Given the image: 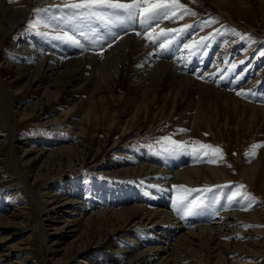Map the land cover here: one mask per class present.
<instances>
[{
	"label": "bare ground",
	"instance_id": "obj_1",
	"mask_svg": "<svg viewBox=\"0 0 264 264\" xmlns=\"http://www.w3.org/2000/svg\"><path fill=\"white\" fill-rule=\"evenodd\" d=\"M65 1L68 0H0V44L7 38L9 43L16 45L18 51L10 53L5 62L11 67L9 71L13 69L16 77H26L30 83L35 85L32 96V99L35 98L34 103H40L42 95L57 99L59 94L56 92L54 94L51 86L60 84L62 89L70 88L71 102L68 103L69 108L65 110V115L72 116L74 111L78 112L73 115L76 116V120H72L70 124L71 130L76 136L72 138L73 142L68 146L69 151H75L81 140L80 137L86 135L97 143L99 142V136L96 133L97 126H92L89 119L90 125L85 131L81 127L82 120L84 117L91 118L90 103L104 104L109 99L113 101L117 109L112 108L108 114H103V118L99 121V130L102 128L105 135L109 136L111 132L113 133L112 128L116 123L121 130L109 142L106 149L108 152L118 151L119 147L123 146L120 145L123 140L130 144L135 139H139L141 134H135V138L126 139L125 136L129 134L130 128L136 132L144 130L145 132L150 130L154 132L160 128L163 130L166 120H169V124L171 123L170 128L177 123L178 126H182V128L177 127L178 137L185 142L187 148H189L190 130L198 133L201 130L205 132L210 130L209 133L213 134L215 130L222 132L227 128L230 135H235V133L242 135L255 133L257 135V129L261 130V133L256 139H264V104L240 100L238 96H234L232 91L219 89V86L217 89V86L215 88L214 84L212 86V83L208 82L206 77L211 78L215 74L213 68L207 69L208 62L204 59L205 55L194 56L190 49L184 47L185 44L199 41L197 34L194 31H187L184 35L179 36L177 35L178 31L175 32L170 28L177 15L171 19L161 18L158 21L144 24L138 15L129 19L123 10L97 8V12L105 17L100 22L103 24V29L96 31L93 35L92 33L74 34L67 28L69 25H78L76 22L70 24L72 21L71 10L61 11L60 8L53 5L54 8L51 11L55 16L50 18L51 20L44 16L36 17L33 14L31 18L37 20L36 24L40 26L42 32L50 31L55 36V40L61 44L63 41L66 42L63 48L59 47L56 51H51L48 46H39L43 44L40 40L28 35L24 37L23 31H17L16 24L28 17L31 6L34 8L63 2L66 4ZM78 1L73 0L72 3ZM197 1L208 2V0ZM244 1L209 0L224 15H228V11L234 7L232 3L237 4L236 9L241 13L242 9L239 4ZM121 2L129 3L131 0H121ZM108 16L112 19H107ZM66 20H69L67 25H62ZM152 29H155V43L145 39V33ZM160 29H165L167 34L159 35ZM137 32H140L141 35H136ZM65 33L71 37V40L65 39ZM236 33L232 30L230 35L233 37ZM109 43L112 44L111 47H108ZM162 43L167 44V47L161 49L160 44ZM101 51L102 55L99 54ZM3 72L5 71L0 68V77ZM195 77L206 78L205 82L209 84L201 82L202 80L197 81L194 79ZM222 87L224 88V86ZM7 94V83H0V112L13 125L16 115L10 109V100ZM197 95H199L198 98ZM201 97L214 102L217 106L215 107L216 111L219 108L217 119L211 118L208 114L207 117L199 114L198 110H202L198 104L203 103L199 102ZM85 105L87 108L83 109ZM182 106L183 108H181ZM207 106L205 107L207 108ZM179 108L183 109V112H177ZM118 109L121 110L119 117H117ZM52 113H57V111L53 110ZM110 114H113L112 118H110ZM174 117L177 120L173 121ZM110 121H113V124L107 125ZM7 127L10 129L12 126L7 125ZM153 127L155 128L153 129ZM113 134L115 135V133ZM234 137V141L242 142V137L237 135ZM106 139L108 140V137ZM28 149L23 151L27 152ZM40 151L42 154L53 152L52 148L40 149ZM260 151L253 161L245 158L247 151L242 153L241 159L238 158L239 165L235 163L232 167L223 160H216V163H209L208 160L195 161L186 152H179V154L176 151L169 154L166 163L151 164L145 161L142 155L144 153L132 152H126L123 156L115 158H102L98 161L99 165L97 166L100 172L112 176L119 174L132 176L134 174L140 177L142 174L144 183H140L146 184L152 189L141 194L142 192L139 193L134 186L127 187L128 182H113L109 178H91L89 181L83 178H74L70 186L67 189L64 188L60 193L65 195V202L58 203L55 207L59 216L47 220L43 218L46 212L43 190L27 191L39 216L38 223L34 224V227L40 234V240L45 242L47 234L44 231V226L46 225L51 229L58 227L66 229L71 234L75 229L69 231L71 226L68 225L78 228L92 217L104 215L106 212L117 215L123 211H129L133 213V217L119 227V238L111 245L118 248L120 256H136L137 264H171L172 257L181 249L183 250L184 246L190 247L191 244H197L203 240L205 247L210 246L209 254H212L215 262L238 264L235 261H239L241 253H243L239 248L240 243L238 242L240 241L249 246L248 251L253 252V255L256 253L264 255V237L250 242V236L257 237L260 235V231H262L261 234H264V228H251L250 230L253 231L248 230L249 232L244 233L246 228H249L248 225H264V201L254 202L241 199L232 205L224 204L225 206L220 209L211 211L215 217L210 214L206 219H203V222L197 219L198 224L192 225L191 222L182 221V218L181 222L177 220L179 217H175L176 212H172L174 208L166 209L169 202H174V198L171 200L161 196H169V188L177 180L186 181L192 185L201 182H223L232 179L230 176L235 171L238 172L239 180L242 179L246 183L256 186L257 190L259 187L261 191H264V148ZM17 160L16 156L12 157L14 167L19 169ZM17 178L18 183L25 186L23 173L18 171ZM134 180L139 182V178L135 177ZM176 193L178 192L173 191V196ZM77 203H81L82 206L76 210L74 205ZM65 204H68L66 211L64 210ZM156 204L159 206H155ZM115 207L120 208L115 209ZM172 207L174 206L171 205ZM16 212L15 207L0 209V257L8 255V248L4 247L9 243L6 224L17 222L18 213ZM228 235H231L233 240L231 242L232 250L228 249ZM242 235L247 237H242ZM61 243L63 242L55 239L52 244L58 246ZM219 244H222L221 247L224 245V249L220 248ZM52 247L46 246L48 251ZM242 249L244 248L242 247ZM214 252H216L215 256ZM223 252L227 253L223 254ZM229 255L235 256L230 259ZM21 260V256L15 257L13 264H19ZM172 263L175 264V260ZM239 263L245 264V259L242 258Z\"/></svg>",
	"mask_w": 264,
	"mask_h": 264
},
{
	"label": "rangeland",
	"instance_id": "obj_2",
	"mask_svg": "<svg viewBox=\"0 0 264 264\" xmlns=\"http://www.w3.org/2000/svg\"><path fill=\"white\" fill-rule=\"evenodd\" d=\"M72 2L73 0L65 1L66 4H72ZM180 3L184 4L190 13L194 14L186 15L182 11H177V17L170 28L175 32L178 31L177 35L179 36H182V34L184 35L187 31H194L199 41L203 39L204 42L202 45L191 48L190 50L194 53V56L205 55L204 59L208 62L207 69H214L215 75L211 78L206 77L208 82L212 83V86L215 85V88L217 86V89L219 86V89L228 92L229 90L230 92L232 91L234 96H238L240 100H245L248 103L264 104V0H245L244 3L239 4L242 9L241 13L236 9L237 4L232 3L234 7L228 11V15L221 14L217 7L212 5L209 0L206 3L198 2L197 0H180ZM53 5L60 8L61 11L71 10L70 16L72 21L70 24H72V22L78 24L76 26L69 25L67 27L71 33H92L93 35L96 31L103 29V24L100 22L104 20L105 17L101 16L96 9L94 10L96 14L92 15L87 9L74 10L65 8L63 2L36 6L34 8L31 6L28 17L16 24L17 31H23L24 37L28 35L34 39L40 40L43 44L39 46H48L51 51H56L59 47L63 48L66 42L63 41L61 44V42L55 40V36L52 35L50 31L42 32L40 26L36 24L37 20H32L31 18L33 14L36 17L44 16V18L51 20L52 17L55 16V14H52L53 11H51L54 8ZM107 10L112 9L107 8ZM108 18L112 19L109 16L107 19ZM210 20L216 22L210 24L206 23ZM68 22L69 20H66L62 25L66 26ZM185 25H189L190 27L186 30L184 28ZM77 29L81 30L79 31ZM181 29H184V32H181ZM232 30L235 31V33L237 32L233 37L230 35ZM205 37H207V39H204ZM243 43L245 44L243 45ZM41 49L44 50L43 48ZM17 51L16 45H14V43H9L7 38L0 44V68L5 71L0 77V83H7V97L10 100L9 106L16 115L12 125L0 112V175L2 177L0 179V209L15 207L16 213H18V220L16 223L6 224L9 243L4 247L8 248V255H6V257H0V264H13L15 257L19 258L20 256L22 260L19 264H137L138 261L136 256H120L118 248L111 246L115 240L119 238V227L133 217V213L129 211H123L121 214L117 215L106 212L104 215L92 217L83 226L81 225L78 228L73 225H68L71 226L69 227L71 228L69 231L75 229L71 234H69L70 232L66 229L59 227L51 229L45 224L44 231H46L47 234L45 242L40 240V234L34 227V224L38 223L39 216L27 191L37 192L38 190H43V197L45 198L43 201L46 206V212L43 218L47 220L59 216L58 212L56 213L57 210L55 207L58 203L65 202V195H61L60 193L64 188L67 189V187L70 186L74 178H83L86 181H89L91 178H109L113 182H128L127 187L132 185L139 193L142 192L141 194L152 189V187L146 184H141L144 183L142 174L140 178L134 174L132 176H125L122 174L112 176L111 174L100 172L97 166L99 165L98 161L102 158L110 159L123 156L126 152H132L137 154L144 153L142 155L145 161L151 164L156 162L166 163L169 154L176 151L177 153L186 152V154L190 155L195 161H203L208 160L214 155L208 150V155L205 156V150L198 149V143H203L221 149L223 158H217V160L226 161L227 165L232 167L235 163L239 165V159H241L242 153L247 151V157L245 158L249 159V161H253L261 152L260 150L264 148V142H262L264 139H256L261 133V130L256 129L258 132L257 135H255V133H246L242 135L241 133L237 134L234 132L235 135L243 138L242 142H236L234 141L235 135H230V131L227 128L222 132L215 130L213 134L209 133L210 130L207 132L201 130V134L188 130L191 135L188 141L189 148H187L185 142L178 137L177 127L180 125L178 126V123L173 124L170 128L171 123L169 124V120H166V125L163 127V130L160 128V130L154 132L153 130L148 132H145V130L136 132V130L130 128L129 134L125 136L126 139L135 138V134H141L139 139H135L134 142L130 144H127L128 142L123 140V142L120 143V145L123 146H120L118 151L115 152V150H113L108 152L106 149L109 142L111 139H114L121 130L117 123L114 125V128H112L115 135L111 132L108 136L107 134L105 135L102 128L99 130V121L103 118V114H108L112 108L117 109V106H114L113 101L109 99L104 104H100V102L94 104L90 103L89 109L92 112V115H90L91 118L84 117L82 120L81 127L83 130L85 129V131L90 125L89 119L91 120L92 126H97L96 133L99 136V142L97 143L86 135L80 137L81 140L75 151H69L68 146L73 142L72 138L76 136L73 130H71L70 124L72 120H76V116L73 115L78 112L77 110L74 111L72 116L65 115V110L69 108L68 103L71 102V97L69 95L70 88L64 87L62 89L60 84L51 86L52 92H54V94L55 92L59 94L57 99H51L42 95L41 102L34 103L35 98L32 99V96L35 85L30 83L26 77H16L13 69L9 71L11 67L5 62V60H8L7 57L10 53H15ZM209 62L212 63L210 64ZM206 78L198 79V77H195L194 79L197 81L202 80L201 82L204 81V83L209 84L205 82L207 81ZM222 86H224V88ZM235 90L243 92L244 95H237L238 91ZM84 97L86 98V96ZM198 97L199 95H197V98ZM199 100V102H203L198 104L200 105L199 108L202 110H198L199 114L206 117L208 114L211 118L217 119L219 108L216 111L215 107L217 106L215 103L205 97H201ZM207 101L209 108L207 106ZM183 106L181 108H183ZM205 106H207V108ZM86 108L87 105L83 107V109ZM181 108H179L177 112H183ZM53 110L57 111V113L53 114ZM118 111L120 114L118 112L117 117L121 115V110L118 109ZM112 115L113 114H110V118H112ZM175 119L177 120L176 117L172 118L173 121H175ZM111 124H113V121H110L107 125ZM7 125L12 126L10 128L11 130ZM180 127L182 128V126ZM154 128L155 127H153V129ZM107 137L108 140L106 139ZM165 137H170L172 140L176 141L179 147H174L165 142ZM193 142L198 143L194 144ZM259 142L261 143V147L252 148L254 144H258ZM46 147L48 149L52 148L53 152L42 154L40 149H47ZM13 148H15L14 151H12ZM24 149H28V151L24 152ZM194 149H196V151H194ZM253 152L255 153L254 156L251 155ZM14 156L18 159V168L20 170L14 167L12 162V157ZM18 171L25 176V186L18 183ZM135 177L139 178V182L134 180ZM230 177L232 179L223 182H201L195 185L186 181L177 180L171 185L172 187L169 188V196L163 195L161 197H166L171 200L174 198V202H169L170 205L168 203L166 209L171 210L174 208L172 212H176L175 217H179L177 220L181 222L182 218V221L191 222L192 225L198 224L197 219L203 222V219H206V217L211 214L212 210H218L225 206L224 204L232 205L241 199L252 200L254 202L264 201V191H261L259 187L257 190L256 186L246 183L242 179L239 180L238 172L235 171ZM241 184H243L245 188L240 191L241 193H246L247 196L241 195L237 197L236 201L232 203L229 202L228 196L236 191ZM180 186H184V188L188 190L198 189L199 191H192L189 195L182 190ZM205 188H209L211 191L204 192L203 190ZM173 191L178 193L173 196ZM249 196L254 199H249ZM80 197L82 196L80 195ZM184 197H187L185 203L190 202L196 197H200L202 203H200V207L186 214L184 203H177V199H182ZM93 203L96 202L93 201ZM66 205L68 204H65V211L67 210ZM171 205L174 207L171 208ZM81 206V203L74 205L76 210ZM155 206L159 205L156 204ZM119 208L120 207H115V209ZM211 215L213 216L214 214L212 213ZM247 227L249 228H246L244 233L249 232L248 230L251 228L260 227L263 229L264 225H248ZM261 232L262 231H260V235L257 237L250 236V242L262 239L264 234H261ZM242 237L247 236L242 235ZM55 239L63 243L58 244V246H53L54 244L52 243ZM227 241L229 244L228 249L232 250L231 242L233 240L231 235H228ZM202 242L191 244L190 247L184 246L183 250L181 249L175 254L176 257H172L171 264H173L172 261L174 260L175 264H223L221 261L215 262L212 254H209L210 246L205 247V241L202 240ZM238 243H240V251H243L239 261L243 258L245 259V264H264L263 254L256 253L253 255V252L248 251L249 246L242 244L244 243L242 241ZM47 245L53 246L50 251L47 250ZM221 245L222 244H219L220 248H223L224 245L222 247ZM242 247L244 249H242ZM3 249L5 250V248ZM215 253L216 252H214V256L216 255ZM224 253L226 254L227 252H223V254ZM234 256L235 255H229L228 257L231 259ZM239 261L235 262L241 264Z\"/></svg>",
	"mask_w": 264,
	"mask_h": 264
},
{
	"label": "snow or ice",
	"instance_id": "obj_3",
	"mask_svg": "<svg viewBox=\"0 0 264 264\" xmlns=\"http://www.w3.org/2000/svg\"><path fill=\"white\" fill-rule=\"evenodd\" d=\"M65 8H70L74 10H79V9H87L88 12L92 15H95L96 13L94 12L95 9L97 8H109L113 10H123L129 19H132L136 17L137 15L141 18L142 23L148 24L150 21H158L159 19H171L177 14V11H182L184 14H194L190 13L189 10L184 6V4L180 3V0H131L129 3L121 2V0H79L78 3H72V4H65ZM171 13V15H169ZM216 21L210 20L207 21L206 23H215ZM190 27L189 25H185L184 28L187 29ZM184 29H181L180 31H183ZM171 31V30H168ZM167 32L165 29H160L159 35L163 36L166 35ZM136 35H141L140 32H137ZM65 39L71 40V37L65 33ZM145 39L149 40L150 42L155 43V29H152L149 32L145 33ZM204 39H207L205 37ZM75 43V41H73ZM203 39L200 41H195L193 44H185L184 47L186 49H191L194 47H199L200 45L203 44ZM112 44L109 43L108 47H111ZM167 47V44L162 43L160 44V48L164 49ZM100 55L103 54L101 51L99 53ZM237 95H244L243 92H237ZM180 131H187V130H180ZM164 141L173 145L174 147H179V144L172 140L170 137H165ZM194 144L198 142H193ZM261 147V145L254 144L252 148H258ZM198 149L200 150H205L204 155H208V150H210L214 155L208 159L207 162L209 163H216L217 158L222 159V150L219 148H214L211 145L203 144V143H198ZM196 151V149H194ZM251 155H255V153H251ZM182 190H184L186 193L189 195L191 194L192 191H199L198 189H193V190H188L185 189L184 186H180ZM245 186L243 184L239 185L236 191L232 192L230 196H228L229 202H234L237 200L238 196L245 195L247 196L246 193H241V189H244ZM204 192H210L211 189L205 188L203 190ZM249 199H254L252 197H248ZM187 197H184L182 199H179L177 203H184L185 206V212L190 213L194 209L200 207V203L202 201L200 200V197H196L195 199L191 200L190 202H186ZM199 201V203H198ZM251 207V205H249ZM247 210V209H245Z\"/></svg>",
	"mask_w": 264,
	"mask_h": 264
}]
</instances>
